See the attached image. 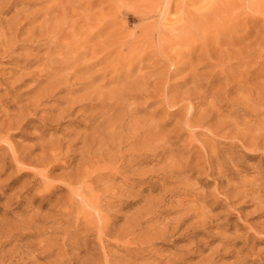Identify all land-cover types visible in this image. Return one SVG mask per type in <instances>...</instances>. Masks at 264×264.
Wrapping results in <instances>:
<instances>
[{"label": "rangeland", "instance_id": "1", "mask_svg": "<svg viewBox=\"0 0 264 264\" xmlns=\"http://www.w3.org/2000/svg\"><path fill=\"white\" fill-rule=\"evenodd\" d=\"M152 5L0 0V264H264V0Z\"/></svg>", "mask_w": 264, "mask_h": 264}, {"label": "bare ground", "instance_id": "2", "mask_svg": "<svg viewBox=\"0 0 264 264\" xmlns=\"http://www.w3.org/2000/svg\"><path fill=\"white\" fill-rule=\"evenodd\" d=\"M155 1V4L156 5H152L151 6V8H152V10H150L149 8H147V10L149 9L151 12H150V15L146 18V19H151L152 21L154 20L155 21V23H159V24H162V23H165L164 21L165 20H167V19H169L168 17H167V13H168V10L169 9H171V5H172V3L174 2V0H166V2H167V4L162 8V6H161V2H162V0H154ZM205 2V1H204ZM141 3V2H140ZM153 3V2H152ZM47 4V3H46ZM90 4V3H89ZM178 5V4H177ZM177 5L175 4V5H173L175 8V10L178 8L177 7ZM46 6V5H45ZM54 6V5H53ZM144 6V5H143ZM173 6H172V8H173ZM205 6V5H204ZM47 7L48 6H46V9H47ZM52 7V6H51ZM179 7H180V5H179ZM45 8V7H44ZM43 9V8H42ZM45 9V10H46ZM193 10V9H192ZM54 11V10H53ZM185 11V10H184ZM175 12V11H174ZM192 12V11H191ZM199 12V11H198ZM210 13V12H209ZM172 15V14H171ZM205 15V14H204ZM48 16V15H47ZM54 16V15H53ZM175 16V15H174ZM173 16V17H174ZM177 16V15H176ZM175 16V17H176ZM206 17V16H205ZM208 17V16H207ZM135 17H131V19H134ZM139 18V17H138ZM142 17H140V19H141ZM153 18H155V19H153ZM179 18V19H178ZM176 20L174 19V23L176 24L177 23V26L176 27H174L173 29H175V33H177L176 34V39H174V41H173V43H175V44H177V45H179V44H182L183 43V45L185 46V48H184V51H182L181 50V52H185L186 51V48L188 49V51L190 52V50L192 51V52H190V53H194L195 52V50L194 49H197V47H199V48H201L202 50H201V53L199 54V55H197L198 56V58H200V57H204V58H206V59H210V56L212 55L211 54V50H210V52L205 48L206 47V41H205V36L204 35H201V37H197L194 33V35L192 34V32H191V28H193L194 27V30H195V28H196V31L198 30V29H200L201 28V23L200 22H202L203 21V18H204V16H202L201 14L200 15H196V14H192V15H190L189 16V14L188 15H186V16H179ZM52 19V18H51ZM63 19V18H62ZM210 19V18H209ZM209 19H208V21H209ZM151 20H150V22H151ZM202 20V21H201ZM207 21V20H206ZM60 22V21H59ZM210 22V21H209ZM152 23V22H151ZM199 23L201 24L200 26H199ZM174 24V25H175ZM203 24H205L204 23V21H203ZM154 25V24H153ZM166 25V24H165ZM59 26V25H58ZM155 26V25H154ZM166 26H168V25H166ZM55 27V26H54ZM204 27V26H203ZM63 28V27H62ZM145 28V27H144ZM167 28V27H166ZM156 29V28H155ZM158 29V30H157ZM156 29V31L154 32V35H155V37H156V40H157V42H159V43H161L162 44V46H163V40H165V39H163L164 38V36H165V34L164 33H166V30H165V32H163V30L162 31H160L159 30V28H157ZM210 29V28H209ZM149 30H150V28H149ZM152 30V29H151ZM150 30V31H151ZM208 30V29H207ZM211 30V29H210ZM57 31V30H56ZM199 31V30H198ZM201 31V30H200ZM203 31V30H202ZM167 32H168V30H167ZM152 33L153 32H151V35H152ZM169 33V32H168ZM199 33V32H198ZM54 34V33H53ZM148 34H150V33H148ZM167 34V33H166ZM210 34V33H209ZM168 35H170V34H167V36ZM179 35V36H178ZM166 36V37H167ZM173 36V35H172ZM55 37V36H54ZM146 37V36H145ZM149 37H150V35H149ZM90 38V37H89ZM137 38V37H136ZM147 39H148V35H147V37H146ZM151 38V37H150ZM172 38V37H171ZM139 39V38H138ZM145 39V38H144ZM169 39V38H168ZM87 40V39H86ZM135 40V39H134ZM137 40V39H136ZM151 40H153V39H150L149 41L150 42H152ZM161 40V41H160ZM155 41V40H154ZM171 40H169V42H170ZM205 41V42H204ZM149 42V43H150ZM156 42V43H157ZM168 41H167V38H166V43H167ZM182 42V43H181ZM186 42V43H185ZM143 43V42H142ZM142 43H140V44H142ZM148 43V44H149ZM154 43V42H153ZM152 43V45L154 46V44ZM155 43V44H156ZM166 43H164V44H166ZM179 43V44H178ZM209 43V42H208ZM210 44V43H209ZM146 45V44H145ZM141 46H143V45H141ZM147 46V45H146ZM157 46V45H156ZM173 46V45H172ZM131 47H132V45H131ZM176 47V46H175ZM133 48V47H132ZM132 48H130V49H132ZM144 48V47H143ZM147 48V47H146ZM153 48V47H152ZM180 48H182V46L180 47ZM155 49H156V47H155ZM160 49H161V47H160ZM177 50H178V48H176ZM94 50V49H93ZM171 50V49H170ZM176 50V52H178ZM87 51V50H86ZM138 51V50H137ZM187 51V52H188ZM194 51V52H193ZM214 51V50H213ZM150 52V51H149ZM148 52V53H149ZM166 52V51H165ZM172 52H174V51H172ZM93 53V52H92ZM178 53H180V51L178 52ZM178 53H176V54H178ZM218 53V52H217ZM225 53V52H224ZM223 53V54H224ZM155 54H156V52H155ZM215 54L216 53H214V55L213 56H215ZM152 55V54H151ZM158 55V54H157ZM174 54H172V56H170L169 55V53L167 54V58H168V56H169V58L170 57H174L173 56ZM180 54H178V55H176V56H179ZM153 57H154V54L152 55ZM189 56H191V55H189ZM221 56V55H220ZM149 57V56H148ZM186 57V56H185ZM223 57V56H222ZM37 58V57H36ZM43 58V57H42ZM151 58V57H150ZM180 58H182V57H180ZM159 59V58H158ZM174 59H176V58H174ZM190 59V58H189ZM216 59V58H215ZM155 60V59H154ZM169 60V59H168ZM173 60V59H172ZM219 60V59H218ZM51 62V61H50ZM168 62V61H167ZM222 62V61H221ZM170 63V62H169ZM176 63V62H175ZM183 63V62H182ZM185 63V62H184ZM183 63V64H184ZM193 63V62H192ZM172 64V63H171ZM177 64V63H176ZM210 64V63H209ZM26 65V64H25ZM179 65V64H178ZM181 66H183L182 64H180ZM194 65H195V63H194ZM216 65V64H215ZM153 66V65H152ZM198 66V65H197ZM147 67V66H146ZM173 67V66H172ZM176 67V66H175ZM222 67V66H221ZM225 67V66H224ZM192 68V67H191ZM190 68V69H191ZM223 68V67H222ZM189 69V68H188ZM189 69V70H190ZM172 70V69H171ZM188 70V71H189ZM191 71V70H190ZM193 71V70H192ZM195 73V72H194ZM167 74V73H166ZM156 76V75H155ZM192 76V75H191ZM154 78V77H153ZM156 78V77H155ZM154 78V79H155ZM169 79V78H168ZM193 80V79H192ZM159 82V81H158ZM203 83V82H202ZM210 88V87H209ZM208 90V89H207ZM206 92V91H205ZM172 101V100H171ZM190 109V108H189ZM209 116V115H208ZM205 116H203V119L202 120H204L205 118H204ZM209 118V117H208ZM211 118V117H210ZM190 119V118H189ZM207 119V118H206ZM207 120H209V119H207ZM2 132V131H1ZM6 132V131H5ZM1 134H3V133H1Z\"/></svg>", "mask_w": 264, "mask_h": 264}]
</instances>
